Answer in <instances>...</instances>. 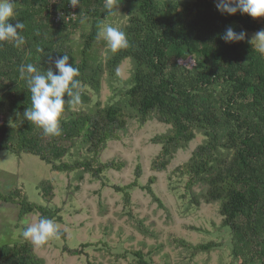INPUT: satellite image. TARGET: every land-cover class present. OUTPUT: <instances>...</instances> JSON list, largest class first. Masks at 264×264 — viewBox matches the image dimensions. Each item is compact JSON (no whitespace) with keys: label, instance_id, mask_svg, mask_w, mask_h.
<instances>
[{"label":"trees","instance_id":"16d2710c","mask_svg":"<svg viewBox=\"0 0 264 264\" xmlns=\"http://www.w3.org/2000/svg\"><path fill=\"white\" fill-rule=\"evenodd\" d=\"M81 2L71 27L107 15L104 0ZM132 2L128 23L121 28L130 47L110 53L104 61L98 59L99 55L92 58L90 52L96 28L84 35L83 48L76 54L68 43L70 23L53 20L56 13L66 12L68 0L16 2L17 15L11 22L25 23L22 35L26 42L20 49L0 43V150L37 155L55 171L76 172L79 180L84 173L98 177L105 169L119 168L114 161L103 163L98 159L109 140L120 138L128 118H137L141 124L156 118L171 125L168 133L154 139L161 150L153 170H164L197 132L202 133L206 141L173 174L187 175L189 188L201 184L206 188L200 193L204 201L219 204L220 225L232 229V253L240 264H264V55L247 41L227 43L222 39L229 26L236 32L264 29V17L239 12L221 14L216 0H189L184 6L176 0ZM81 12L84 23L80 22ZM64 54L80 70L82 103L78 108L66 104L62 134L48 137L23 117L31 106V93L26 81L19 79L18 68L22 63H32L41 72L49 67L56 71L54 59ZM127 58L133 60L134 74L132 84L118 93L122 99L106 105L96 101L89 106L90 90L99 94L104 73L111 85L116 68ZM5 107L13 113L14 120L21 118L18 124L7 119ZM78 141L91 156L84 157L79 152ZM75 154L79 159L63 161ZM146 188L152 193L149 186ZM127 189L117 187V191ZM41 195L46 203L52 200L54 187L49 181L41 184ZM0 200L19 204V217L39 212V218L61 221L59 210L50 211L28 201L20 189L7 195L0 192ZM156 201L161 204L157 197ZM218 245L211 242L193 249L207 250ZM0 264L45 261L22 238L0 245Z\"/></svg>","mask_w":264,"mask_h":264},{"label":"rangeland","instance_id":"374dc122","mask_svg":"<svg viewBox=\"0 0 264 264\" xmlns=\"http://www.w3.org/2000/svg\"><path fill=\"white\" fill-rule=\"evenodd\" d=\"M132 1L120 0V12L115 16L106 15L76 27H71L70 22L68 43L76 54L83 48L84 35L94 28L98 30L101 23L124 27L128 23V8L134 6ZM184 1L180 0L181 6L188 0ZM244 31L250 39L258 32ZM102 41L95 38L90 52L92 58L99 55L98 59L104 61L111 52ZM119 68L122 78L113 77L110 85L109 76L104 73L99 94L90 90L89 106L96 101L106 105L122 99L118 93L132 84L133 60H123ZM4 110L12 124L20 122L21 118L14 120L13 113L6 107ZM170 128L171 125L156 118L145 124L137 118H128L125 130L119 132L120 138L109 140L98 159L103 163L114 161L119 168L105 169L98 177L84 173L79 180L75 178L76 172L55 171L37 155L0 150V192L7 195L20 189L28 201L44 205L50 211L59 210L61 221L56 223L61 229L60 238L34 248L45 264H240L232 253V229L220 225L219 204L204 201L200 193L206 188L201 184L189 188L187 175L173 174L206 141L203 134L197 132L195 139L186 149H180L164 170L152 169L161 150L154 139L168 133ZM77 148L84 157L92 155L79 141ZM75 159H79L78 154L68 155L63 161ZM153 177L155 180L151 181ZM44 181L54 187L49 203L41 195ZM125 186L126 191H117V187ZM19 211V204L0 200V245L22 240L26 224L40 219L39 212L19 217ZM211 242L219 245L209 251L193 249Z\"/></svg>","mask_w":264,"mask_h":264},{"label":"clouds","instance_id":"9594fccd","mask_svg":"<svg viewBox=\"0 0 264 264\" xmlns=\"http://www.w3.org/2000/svg\"><path fill=\"white\" fill-rule=\"evenodd\" d=\"M68 3L77 8L82 2L68 0ZM15 4V0H0V43L7 42L20 49L26 42L22 35L25 23L18 20L14 24L11 22L17 15ZM104 8L107 16H115L120 12L119 0H104ZM216 8L221 14L235 15L239 12L253 18L264 17V0H216ZM80 15V22L84 23L83 13ZM96 39L103 40L113 54L130 47L127 34L112 24L101 23ZM222 39L227 43L247 41L255 51L264 55V29L249 39L245 31L236 32L229 26L222 34ZM48 58L52 60L51 56ZM69 60L68 54L55 57L56 71L49 67L46 72H41L32 63H22L18 68L19 79L26 81L27 89L31 93V106L25 109L23 117L30 124L42 129L43 134L48 137H59L62 134L61 119L65 105L75 108L82 103L83 88L78 79L80 70L75 62L72 64ZM116 76L123 77L119 67L116 68ZM61 234L59 225L47 217H41L37 222H28L21 232L22 238L33 248L44 247L52 240L59 239Z\"/></svg>","mask_w":264,"mask_h":264},{"label":"built area","instance_id":"2783aa9c","mask_svg":"<svg viewBox=\"0 0 264 264\" xmlns=\"http://www.w3.org/2000/svg\"><path fill=\"white\" fill-rule=\"evenodd\" d=\"M77 8H73L69 3H67V8H66V12H64L63 14H61L60 12L56 13L53 16V20L55 22H60L62 20H64L65 22L69 23L71 21H75L77 18ZM75 14V16L73 15Z\"/></svg>","mask_w":264,"mask_h":264},{"label":"crops","instance_id":"0c3cea01","mask_svg":"<svg viewBox=\"0 0 264 264\" xmlns=\"http://www.w3.org/2000/svg\"><path fill=\"white\" fill-rule=\"evenodd\" d=\"M176 1H177V2H180V0H176ZM181 1H182V0H181ZM188 1H189V0H188ZM184 2H186V0H185ZM186 3H187V2H186ZM186 3H185V4H186ZM179 4H180V3H179ZM208 251H209V249H208Z\"/></svg>","mask_w":264,"mask_h":264}]
</instances>
